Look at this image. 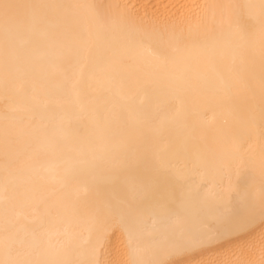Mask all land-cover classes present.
<instances>
[{
  "label": "bare ground",
  "instance_id": "1",
  "mask_svg": "<svg viewBox=\"0 0 264 264\" xmlns=\"http://www.w3.org/2000/svg\"><path fill=\"white\" fill-rule=\"evenodd\" d=\"M0 14V241L29 264H84L103 236L104 264L152 260L173 236L166 206L196 225L213 197L235 210L217 238L165 264H262L264 36L260 0H7ZM234 7L222 10L220 6ZM42 6V7H33ZM119 6V7H117ZM175 25L150 51L110 21ZM250 124V122H253ZM243 144L241 150L237 146ZM123 201L136 247L97 206ZM214 222V221H213ZM5 253L0 249V259Z\"/></svg>",
  "mask_w": 264,
  "mask_h": 264
},
{
  "label": "snow or ice",
  "instance_id": "2",
  "mask_svg": "<svg viewBox=\"0 0 264 264\" xmlns=\"http://www.w3.org/2000/svg\"><path fill=\"white\" fill-rule=\"evenodd\" d=\"M18 7L19 6L8 3L7 0H0V14H2L4 20L6 35L13 30H18L19 28L18 24L14 25L12 23L13 17L11 15L12 9ZM220 7L222 10H227L234 6L222 5ZM246 7L249 9L259 8V14L261 17V32L262 36H264V0H260L259 5L248 4ZM110 23L112 26L124 29L129 37L138 41L149 51L151 50V41L154 38H158L160 40L167 39L169 44H172L179 39V36L175 32V25L160 26L155 21L137 20L131 16L123 14L116 19H112ZM262 88H264V79H262ZM261 116L262 123H264V97H262ZM253 123L254 121L250 122V124ZM242 148L243 144L237 146V150H241ZM239 199L243 204L245 211V216L243 217L245 224H251L254 222L257 211L259 212L261 222L264 223V189L261 190L258 198L246 191L239 195ZM213 200L215 202V211L211 215V218L201 219L194 226L188 223V220L184 215L171 212L166 206H160L159 210L164 219L167 221L170 232L173 236V242L170 248L161 249L155 254L157 258L147 261L146 264H165V262L158 257L167 255L170 251L187 250L216 239L218 235L216 225L231 223L235 215V210L224 204V197L220 194L215 195ZM125 208L126 206L123 201L117 202L116 204H103L97 206L91 217V221L93 224L103 225L102 231H107V227L109 226L105 222H117L120 228L127 235L129 249L134 253L139 252L140 249L136 247L137 235L135 232L138 221L135 216L126 212ZM259 239L262 245L261 255L264 257V232L260 234ZM102 247L103 236L101 234L96 243L92 246V258L85 261L84 264H104V262L98 258V253ZM0 249H2L5 253V258L0 259V264H29V262L26 261L8 258L9 245L7 239L0 241ZM129 264H145V262L132 259L129 261ZM262 264H264V260H262Z\"/></svg>",
  "mask_w": 264,
  "mask_h": 264
}]
</instances>
